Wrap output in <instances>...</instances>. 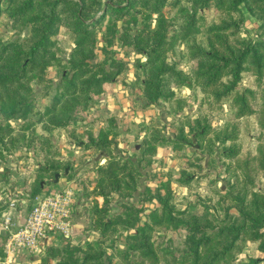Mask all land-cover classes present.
I'll list each match as a JSON object with an SVG mask.
<instances>
[{
	"label": "trees",
	"instance_id": "obj_1",
	"mask_svg": "<svg viewBox=\"0 0 264 264\" xmlns=\"http://www.w3.org/2000/svg\"><path fill=\"white\" fill-rule=\"evenodd\" d=\"M170 2L171 0H119L116 3L112 1L106 4V11L101 16L92 22H87L82 15L83 9H80L79 2L42 0L40 4L43 7L48 6L51 10L45 16L46 21L39 28L37 39L31 46L25 49L19 39L5 41L0 36V87L6 89L0 93L4 120L14 116H27L30 105L28 98L32 92L30 83L36 81L39 76L37 73H28L29 68L39 66L40 54L44 51V54L49 53L46 50L54 45L52 36L56 24L61 21V14L72 15L69 28L74 35L76 46L70 52L68 62L72 72L65 71L66 73L62 75L52 107L49 106L47 109L50 116L47 126L49 130L69 127L76 116V111L91 109L94 97L104 93L107 84L115 82L122 74L125 66L123 68L115 60L101 63L89 61L95 57L96 29L106 19L108 13L111 16L107 19L106 29L103 32V39L106 42L103 48L108 50L118 36L122 45H128L133 50L148 55L147 61L143 64L145 76L141 80L144 107L158 104L161 100L173 103L172 100L179 98L172 91V86H190L193 81L199 83L209 96L219 101L238 86L242 71L248 67L256 72L258 84L262 86L264 93V0H195L194 10L186 9L188 19L182 25V29L186 30V37L191 36V29L197 23L196 6L206 7L210 3L229 11L238 10L239 5L245 3L258 16L260 28L256 39H243L239 35L240 22L233 17L211 24L207 28V47L195 40L188 46L189 55L197 60V65L190 74L180 69L177 61H168L167 47L177 37L178 32H181L178 28L174 33H170L169 17L163 11ZM177 3L179 0H174V4ZM33 6L34 0H23L17 8V14L23 16ZM137 6L140 9H136ZM58 8H61L60 11H56ZM154 14H157V19L155 26L152 27ZM139 15H142L143 27L133 32L140 22ZM120 20H122V31L118 24ZM225 76L230 78L223 81ZM16 88L22 91L12 95L11 92ZM248 92L251 93L245 88L235 94L234 100L239 107L238 116L254 112L249 103ZM177 109V112L171 110L169 113L176 114L181 108ZM180 120L174 123L175 131L171 135H167L165 129L159 126L146 128L138 159L114 154L112 146L117 144L119 135L113 130L114 119H111L109 127L100 129L97 134L88 133L87 144L92 145L97 151H103L107 157L105 164H100V161L95 163L93 168L98 173V179L95 187L87 191L88 196L92 194L104 198L101 206L95 201L91 209L94 216L92 225L103 233L100 242H105V237L110 233H112L110 237H113L120 227L129 230L138 225L144 208L137 207L136 203L131 201L135 192L134 185L136 179L154 163L160 145L171 143L175 149L185 150L187 146L192 145L193 139H204L214 131L215 137L210 139L208 151L211 153L213 146L219 143L222 148L218 151L220 155L228 159L236 156L237 148L233 142L237 135L234 130L229 131L226 127L224 130L216 131L210 124H202L199 120L195 124L189 120ZM259 120L264 129V109L259 112ZM70 133L75 136L74 130ZM228 141L232 143L228 145ZM0 142L3 143L0 145L1 165L4 162L2 160L11 152V146L4 141V138ZM199 146L203 148V143H199ZM258 159L257 168L264 169L262 146L259 148ZM246 164L249 166V161ZM61 165V161H51L48 166L45 165V169L48 167L55 176L60 173ZM186 174L187 172L183 171L179 179L183 184L188 183L189 178L193 176ZM246 174L249 179L251 176L249 177V173ZM40 183L38 181L39 187ZM253 183L254 180L251 181L252 185ZM164 186L167 189L164 194L160 189L155 194L149 188L145 190L147 199L156 198L160 205L146 214L145 222L135 233L126 235L127 241L130 242L128 254L130 256L133 253L127 264H144L146 261H150V264L159 263L160 257L150 242V234L156 227L163 226L184 227L187 230L183 249L175 251L166 249L165 256L170 258L164 256L166 264H233L249 241L258 243V249L264 253L263 192L251 191V197H248L245 185L240 189H237V185L232 186L226 192L227 197L231 199V205L224 208L225 215L220 217L213 213L209 205H206L200 214L188 208L177 209L172 200L170 184L165 183ZM37 192L34 190L32 194L36 195ZM231 207L237 209L238 213H231ZM113 209L115 210L112 212ZM88 244H91L89 250L80 259L73 251L75 248L80 249L79 246L55 250L56 255L57 253L61 255L57 264H112L111 259L114 258V254H105L103 249L102 251L95 248L92 243ZM0 255H3L1 249ZM261 261H264V257H259L254 263Z\"/></svg>",
	"mask_w": 264,
	"mask_h": 264
},
{
	"label": "rangeland",
	"instance_id": "obj_2",
	"mask_svg": "<svg viewBox=\"0 0 264 264\" xmlns=\"http://www.w3.org/2000/svg\"><path fill=\"white\" fill-rule=\"evenodd\" d=\"M22 1L0 0V36L5 41L19 39L26 49L37 39L38 30L43 25V22L46 21L45 16L48 15L51 9L48 6L43 7L40 4L42 0H34L33 8L31 7L25 15L20 16L17 14V8ZM71 1L79 2L81 4L80 9H83L82 15L87 19V22H92L106 11V4L108 2L114 1L116 3L119 0ZM194 1L179 0V3L176 5L174 4V0H171L170 4L163 9L169 17L168 22L171 24L170 33H174L178 28L181 30L167 47L168 61H177L179 68L184 72L190 74L193 67L195 68L197 65V60L191 58L189 55L188 46L195 40L207 47V28L213 23H220L222 19L233 17L240 22V37L243 39H256L258 37L260 20L245 3H241L238 10L232 11L217 8L213 3H210L206 7L196 6L197 23L191 29V36L186 37V30L182 29V25L188 19L186 9L190 11L194 10ZM127 2L125 3L127 4ZM60 9L58 8L56 11H60ZM136 9H140V7L137 6ZM61 15V21L56 24L55 33L52 36L54 45L48 47V50H46L49 53L44 54V51L40 54L39 60L41 62L39 66L32 69L29 68L28 73H37L39 76H37L36 81L30 83L32 92L28 98L30 105L27 116H14L4 120L0 105V140L4 138V141L11 146V152L7 154V158L1 159L4 162H2L0 167L4 169L0 171V190L10 188L11 191H14L15 188L25 192L35 190V192L41 193L47 189L56 187L55 185L59 181L67 179L65 167L70 164V160L63 159L66 151L62 149V146L69 145L70 139L78 142L80 139H83L87 131L91 133L98 132L100 127H107L105 126L107 125V121L109 125L111 124V119H115V116H110V113L102 114L101 116L92 115L95 112L96 114H100L97 111L96 103H106L109 99L108 94L117 98L116 93L118 90L126 89L128 92L127 97L135 110L143 112V108H146V110L150 109L144 107L142 105L143 102L137 98V95H141L140 91L143 89L141 82L145 76L143 64L147 61L148 55L137 52L128 45H122L118 36L115 38L114 44L108 47V50L103 48L106 45L103 39V32L106 29L107 19L111 16L108 13L106 19L96 29L97 46L95 48V57L89 61L91 63H101L103 61L109 62L115 60L123 68L125 66L122 74L118 76L115 82L107 84L104 93L94 97L91 109L87 111L78 109L76 111L77 117L73 118L74 120H72L73 122L71 121L69 127L49 130L47 126L49 125L50 116L47 113V109L49 106L52 107L51 105L57 94L58 84L62 75L66 73L65 71L72 72L68 62L70 52L76 46L73 40L74 35L69 28L71 27L72 15ZM156 19L157 14H154L151 21L152 27L155 26ZM139 20L140 22L135 26L133 32L143 27L142 15H139ZM118 24L122 31V20ZM229 78L230 76H225L222 80L226 81ZM258 83L259 80L256 72L248 67L242 71L238 86L229 95L222 97L219 101L209 96L202 89V86L199 83L196 84L195 81L190 86L173 85L171 89L175 93V96L179 98L178 100H172L173 103L161 100L158 104L151 107V109H155L153 114L138 116L134 122L121 123L119 129H125L131 135L130 138H133V142L130 143L133 145V149L131 150V157L133 159L140 157V150L142 148L140 140L144 132H146V128L159 126L165 129L167 135H171L175 131L174 123H178L181 121L180 119L182 121L189 120L192 124L197 123V120H199L202 124H210L212 129L216 131L224 130L226 127L229 128V131L234 130L237 138L233 143L236 145L237 154L233 159L220 155L218 151L222 148L219 143L213 146V151L210 153L207 148L210 144V139L215 137L214 131L204 139H193L192 145L187 146L185 150L175 149L171 143L160 145L154 163L146 169V172L142 173V176L136 179L134 185L135 192L131 201H134L137 207L144 208L141 215L142 218L138 221V225L135 228L126 230L120 227L113 237H110L112 234L110 233L109 236L105 237V242H100L99 240L103 234L102 231L100 229L96 230L92 225L93 222L91 223L94 216L91 217L89 215V218H87L86 215V209H92L94 204H92V199L94 198L89 201V205H82L85 193L91 191L85 188V193H83L84 190L81 186L83 183L85 184L88 178L77 177L81 191L79 192V201L75 206L74 220L78 223L85 222L86 226H79L77 223L73 238L65 239L59 235L61 237L57 238V243H51L52 240L51 244L46 245L47 248L45 247L42 253L35 254L29 250H22L18 253V258L12 264H57L61 255L58 253L56 255L55 250H63L73 246L80 247V249H73L74 255L80 259L89 250V245L91 244L88 243H92L97 249H103L105 254H114V258L111 259L112 264H127L129 257L133 253L130 256L128 254L130 242L127 241L126 235L135 233L138 227L142 226L145 222L146 214L160 205V202L156 198L147 199V195H145L146 188H149L153 194L158 189L164 194L167 190L164 184L169 183L172 200L177 209L188 208L190 211L200 214L204 211V207L209 205L213 209V213L220 217L225 215L224 208L231 205V199L229 196L227 197L226 192L232 186L237 185V189H240L245 185L248 197H251V191L264 193V169L257 168L259 164V148L260 146L264 148V129L261 127L259 120V112L264 109V93L262 86ZM245 88L251 91V93L248 92L247 94L254 112L238 116L239 107L235 103L234 97L236 92L243 91ZM4 90L6 89L0 87V93L4 92ZM15 90L11 92L12 95H16L22 91L17 88ZM93 108H95V111ZM177 108H181L178 113H169L171 110L177 112ZM57 112L60 115V112ZM85 120L87 122H84ZM77 121L80 124H77ZM71 130H74L75 136H72ZM121 133L124 135L121 137V143L125 146L129 145L127 143V140L130 139L127 136L128 134ZM199 143H203V148H200ZM231 143V141L227 142L228 145ZM1 144L3 143L0 142ZM115 147H118V145ZM115 149V152L118 149L120 150V148ZM123 150L128 151L127 148H123ZM98 156H100V153L97 151L90 154L91 158H97ZM56 160L62 162V168L59 171L61 175L57 182L54 181L55 176L53 172L48 170V167L45 169V165L48 166L49 162ZM247 161H249V166L246 164ZM192 163L194 165H191ZM183 171L187 172L186 175H193L190 178L188 176L189 181L185 184L179 181ZM246 173H249V177L251 176L249 179ZM97 179L98 177H95L93 180L89 179V183L95 185ZM252 180H254L253 185L251 184ZM38 181L41 182L40 187ZM60 186H62V182L59 184ZM230 212L238 213L237 209L233 207H231ZM81 217L84 219L83 221H81ZM186 234L187 230L184 227H156L151 232L150 242L160 257L158 264H166L164 260L166 249L175 251L184 248ZM6 240L7 236H5V233L0 234V249L3 253L2 256L0 255V260L2 261H4L6 255ZM257 244L256 242L249 241L233 264H264V261L254 263V260L264 257V253L258 249ZM165 257L168 258L167 256ZM144 264H150V261H146Z\"/></svg>",
	"mask_w": 264,
	"mask_h": 264
},
{
	"label": "built area",
	"instance_id": "obj_3",
	"mask_svg": "<svg viewBox=\"0 0 264 264\" xmlns=\"http://www.w3.org/2000/svg\"><path fill=\"white\" fill-rule=\"evenodd\" d=\"M4 168L0 167V171ZM77 177L59 183L52 189L33 195L30 191L15 190L0 198V234L5 233V259L1 264H12L22 250L42 253L52 238L61 235L74 237L77 226L75 206L79 201L81 187ZM23 197H19V196ZM20 203L29 205L17 213Z\"/></svg>",
	"mask_w": 264,
	"mask_h": 264
},
{
	"label": "crops",
	"instance_id": "obj_4",
	"mask_svg": "<svg viewBox=\"0 0 264 264\" xmlns=\"http://www.w3.org/2000/svg\"><path fill=\"white\" fill-rule=\"evenodd\" d=\"M140 94L141 95H137L138 96L137 98H139L143 102V100H142V94H143L142 91H140ZM116 95H117V98L113 97V95H111V94H108V96H109L108 98L109 99L106 101V103H103V104L96 103V108H98L97 111L100 114H96V112L94 114H92V112H90V113L92 115H99V116H101L102 114L110 113V116L111 115L115 116V119H114L115 127H113V130L115 132H117L119 135L117 137V144L112 146L113 152H114V154H120L123 157H131L132 156V151L131 150L133 149V147H132L133 145H131L130 143L133 142V138H130L131 135L129 133H127L125 129H123V128L119 129L120 124L124 123V122H128V121L134 122L136 120L135 118H137L138 116H145V115L148 116L149 114H153V112H155V109L154 108L151 109V107L155 106L156 104H151L148 107V108H150L149 110H146V108H143V110H142L143 112H140V111H137V110H135L133 108V105H132L131 101H129V99L127 97L128 96V92H127L126 89L118 90ZM94 109L95 108H93V110ZM104 110H106V111H104ZM82 115L84 116V114H82ZM90 118H91V116H90ZM84 122H87V121L85 120ZM74 123H76V122H74ZM77 124H80V122L77 121ZM106 124L107 125H105V126L109 127L108 121L106 122ZM107 127H100V129H104V128H107ZM100 129H99V131H100ZM98 132H96L95 134H97ZM121 132H123L125 134H128L127 136L130 139L127 140V143L129 145L125 146V145H123L121 143V141H120L121 137L124 136V135H122ZM88 133H89V131H87L86 134H84L85 136L83 137V139H80L78 142H76L73 139H70L69 140V145L66 144L65 146H62V149H64L66 151L65 152V157H63V159L64 160H70V165L67 166L69 168V172L66 175L67 179H70V177H74V176L80 177V178H88L86 180L85 184L83 183L84 185L83 184L81 185L82 189L84 190L83 193H85V188H87L88 190H92L95 187L94 184H88L89 179L93 180L95 177H98V173L93 168L95 163L97 161H100V164H105L106 161H107V157L105 156V153L103 151H97L92 145H88L87 144ZM67 134L69 135V133H67ZM145 134L146 133L144 132V134L142 135L141 138H143L145 136ZM110 137H112V135ZM141 140H140V143H141ZM116 145H118V147H115ZM140 146H142V143H141ZM114 147L115 148H120V150L118 149V151L115 152L116 149ZM123 148L124 149L127 148L128 151H124ZM171 149H173V147H171ZM94 151H97L98 153H100V156H98L97 158H91L90 154H92ZM141 151H142V148H141L140 152ZM173 151H175V149H173ZM160 152L161 151L159 149V153ZM75 154H79V155H75ZM169 154H171V153L169 152ZM69 155H71V156H69ZM67 179H65V180H67ZM15 190H18V189L14 188V191ZM18 191H21V190H18ZM12 192L13 191H11L10 188H8L6 190L5 189L0 190V198H5L8 193H12ZM19 197H23V196L20 195ZM92 198H94V199H92ZM91 199L93 200L92 204L95 203V201H98L99 206H101L103 204V201H104V198L102 196H95V195L88 196V194L86 192L85 193V197H83L84 201H83L82 205H86V206L89 205V203H90L89 201ZM99 200H100L101 203L99 202ZM28 205H29V203L28 204H26V203H20L19 204V208L20 209L18 210V213H17L18 217L20 216L19 215L20 212L23 211V209L25 207H27ZM88 209H86L87 218H89V215L91 217H93V214H92L91 210H88ZM83 220L84 219L81 217V221H83ZM92 222H93V218L91 220V223ZM81 223H78L79 226L80 225H82V226L85 225L86 226L85 222H81ZM58 237H61V236H59V235L55 236L46 245H49V243L52 240L53 241L51 243L55 242L54 244H56L57 240H58L57 239ZM46 245H44V246L47 248Z\"/></svg>",
	"mask_w": 264,
	"mask_h": 264
},
{
	"label": "water",
	"instance_id": "obj_5",
	"mask_svg": "<svg viewBox=\"0 0 264 264\" xmlns=\"http://www.w3.org/2000/svg\"><path fill=\"white\" fill-rule=\"evenodd\" d=\"M68 172H69V168L67 167L65 173L67 174ZM60 175H61V173H57V174L55 175V179H54L55 182L58 181V179L60 178Z\"/></svg>",
	"mask_w": 264,
	"mask_h": 264
}]
</instances>
